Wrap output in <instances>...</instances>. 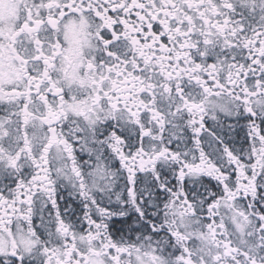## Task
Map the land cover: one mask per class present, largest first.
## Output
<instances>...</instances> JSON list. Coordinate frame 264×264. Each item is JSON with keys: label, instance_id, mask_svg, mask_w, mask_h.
<instances>
[{"label": "snow or ice", "instance_id": "6c2138e0", "mask_svg": "<svg viewBox=\"0 0 264 264\" xmlns=\"http://www.w3.org/2000/svg\"><path fill=\"white\" fill-rule=\"evenodd\" d=\"M0 264H264V0H0Z\"/></svg>", "mask_w": 264, "mask_h": 264}]
</instances>
